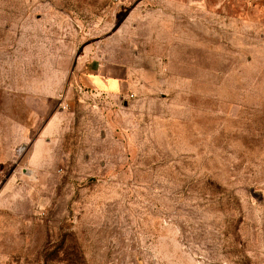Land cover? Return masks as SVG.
<instances>
[{
    "label": "rangeland",
    "instance_id": "1",
    "mask_svg": "<svg viewBox=\"0 0 264 264\" xmlns=\"http://www.w3.org/2000/svg\"><path fill=\"white\" fill-rule=\"evenodd\" d=\"M0 264H264V0H0Z\"/></svg>",
    "mask_w": 264,
    "mask_h": 264
},
{
    "label": "crops",
    "instance_id": "2",
    "mask_svg": "<svg viewBox=\"0 0 264 264\" xmlns=\"http://www.w3.org/2000/svg\"><path fill=\"white\" fill-rule=\"evenodd\" d=\"M81 66L82 74L78 77L77 83L91 93L125 101L137 89L135 74L127 62L105 61L95 64L83 62ZM49 96L50 92H42L38 97L39 104ZM64 97H67V93ZM32 108L35 110V107Z\"/></svg>",
    "mask_w": 264,
    "mask_h": 264
}]
</instances>
